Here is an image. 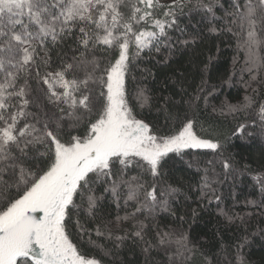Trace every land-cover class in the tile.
Returning a JSON list of instances; mask_svg holds the SVG:
<instances>
[{
    "label": "snow or ice",
    "instance_id": "6c2138e0",
    "mask_svg": "<svg viewBox=\"0 0 264 264\" xmlns=\"http://www.w3.org/2000/svg\"><path fill=\"white\" fill-rule=\"evenodd\" d=\"M185 17L196 21L191 32ZM213 34H231L244 49L247 86L264 84V0H0V264H124L126 247L139 249L143 264H190L197 253L202 264H249L247 225L264 217V172L244 201L254 213L221 208L217 185L255 170L224 154L199 113L203 104L218 117L243 115L232 135L264 137V99L252 89L239 103L211 105L212 56L197 67L192 92L177 80L167 96L149 94L152 73L140 67L145 55L167 52V63ZM68 40L54 61L50 45ZM177 163L199 176L189 186L196 201H215L226 224L245 233L222 258L157 222L174 215L179 192L166 178ZM154 249L166 260L157 262Z\"/></svg>",
    "mask_w": 264,
    "mask_h": 264
},
{
    "label": "trees",
    "instance_id": "16d2710c",
    "mask_svg": "<svg viewBox=\"0 0 264 264\" xmlns=\"http://www.w3.org/2000/svg\"><path fill=\"white\" fill-rule=\"evenodd\" d=\"M195 23L196 21L192 20L189 24L187 17L182 20V25L186 26L189 32L193 30ZM71 43L72 41L68 40L63 46L50 45L52 59L56 61L57 55L67 51L68 45ZM167 55V52H164L163 55H145L143 63L140 64L141 68L146 67L151 70L152 75L147 77L146 86L150 90L149 94L153 97L167 96L177 91V80L186 81L185 87L189 92H192L200 83L197 67H203L209 56H212L214 61L210 66L208 78L209 83L216 87V98L210 101L211 105L219 107L225 101L233 104L239 103L245 95L253 94L252 89L257 90L258 99H264V84L251 83L250 87L247 86L246 82H250V77L247 72L241 71L245 64L246 54L244 49L238 46L237 39L231 34L209 35L203 41H197L186 49L181 48L172 54L167 63H162L161 61ZM176 98L179 99V96ZM203 107L201 104L199 124H202L205 129L208 128V125H212L215 133L224 143V154L226 156L230 154L237 162L238 167L247 165L250 170H255L245 171L235 183L229 180L222 185H217V194L223 198L220 207L229 211L230 214L232 212L240 215L254 213L255 210L246 207L244 201L246 198H255L251 195L256 185V180L253 177L257 175V172H264V137L259 135L235 137L232 132L238 123L247 122L245 116L241 115L236 119L231 116L218 117L212 114L211 107L206 111L203 110ZM148 118H157L154 108ZM247 131L257 132L258 129L249 127ZM166 179L169 184L178 189L179 195L172 205L174 215L161 213L157 217L161 228L185 231L196 242L198 249L215 252L222 258V249H225L238 235H245L242 228L227 225L223 216L219 214L215 201L211 204H208L207 201H196L198 193L194 194L189 190V186L195 185L199 180L195 171L177 163L170 169ZM233 193L239 203H236L232 198ZM186 196L189 199H186ZM192 209L196 210L195 217L192 215ZM105 211L112 214L109 218L115 217L116 209L113 206L105 205ZM127 211H132V208L129 207ZM124 214V210H121L120 215ZM180 217H183V220ZM124 226L129 227L130 225L125 224ZM247 227L250 235L249 243L244 248V254L249 264H264V234H257L259 229L264 228V217L253 215L248 221ZM152 256L157 262L166 260L159 249H154ZM118 258L124 264H143L144 261L139 249L133 251L127 247L120 251ZM105 264H112V258L106 259ZM190 264H202V257L199 253L190 261Z\"/></svg>",
    "mask_w": 264,
    "mask_h": 264
},
{
    "label": "rangeland",
    "instance_id": "374dc122",
    "mask_svg": "<svg viewBox=\"0 0 264 264\" xmlns=\"http://www.w3.org/2000/svg\"><path fill=\"white\" fill-rule=\"evenodd\" d=\"M165 2H170V0H165Z\"/></svg>",
    "mask_w": 264,
    "mask_h": 264
}]
</instances>
